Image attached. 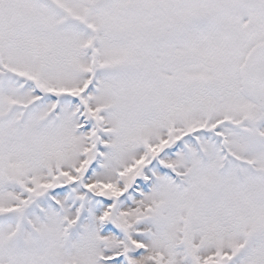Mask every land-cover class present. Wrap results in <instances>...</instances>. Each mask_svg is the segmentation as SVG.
<instances>
[{"label": "snow or ice", "instance_id": "snow-or-ice-1", "mask_svg": "<svg viewBox=\"0 0 264 264\" xmlns=\"http://www.w3.org/2000/svg\"><path fill=\"white\" fill-rule=\"evenodd\" d=\"M0 264H264V0H0Z\"/></svg>", "mask_w": 264, "mask_h": 264}]
</instances>
